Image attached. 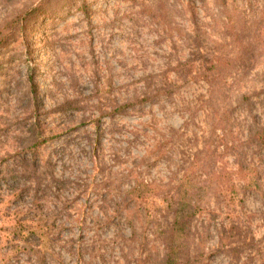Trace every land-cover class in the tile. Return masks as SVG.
<instances>
[{"label":"rangeland","instance_id":"374dc122","mask_svg":"<svg viewBox=\"0 0 264 264\" xmlns=\"http://www.w3.org/2000/svg\"><path fill=\"white\" fill-rule=\"evenodd\" d=\"M85 1L0 0V264H172L165 247L179 264H264V164L243 145L264 126V0ZM212 56L233 67L210 96ZM231 142L254 170L233 195ZM189 178L187 243L171 206Z\"/></svg>","mask_w":264,"mask_h":264},{"label":"trees","instance_id":"16d2710c","mask_svg":"<svg viewBox=\"0 0 264 264\" xmlns=\"http://www.w3.org/2000/svg\"><path fill=\"white\" fill-rule=\"evenodd\" d=\"M67 1L69 0H60V3H61L60 6L62 7L64 6V4H68ZM71 2H75V3L79 2V4L83 6L84 10L86 9L85 0H78V1L71 0ZM45 12H46L45 9L43 11L41 6L34 8L33 11L30 12V13H33L31 19L25 20L23 26L26 25L27 27L33 19H35V21L38 22V20H40L42 17L45 16ZM229 18H230V21H232L234 25L242 26L241 22L236 20L235 15H233V19H231L230 16ZM26 27L24 29H26ZM10 39L11 37H8V36L4 37L3 30L0 29V53L3 48L9 45ZM217 47L220 48V47H223V45H217ZM183 65L184 66L187 65L188 67L189 65L193 66V60H187L186 63H184ZM232 67L233 65L230 59L228 58L222 59L220 57L217 58L214 56H212L211 58H207L206 66L204 67L202 74H207L206 76H208L209 74L212 75V79L211 81H209V85H208L210 96H212V94L214 95L215 93L219 92L220 89L218 85L224 79V76L227 74V71H229ZM28 82L31 85H34V87L32 88V96H33V99L37 102L35 84H33V78H32L31 73L29 74ZM72 104H73L72 102H68L62 105L61 107H59V109L61 110V112H66L67 110H69V108L72 107ZM130 106L131 105L120 106V109H119L120 111L118 110L117 114L125 113ZM215 116L217 117L216 124H219V126L221 127L226 126L227 133H230V111L225 109L223 113L219 115H215ZM31 133H32L31 140L34 141L32 146L40 144L41 143L40 135L37 133V130L34 129L32 130ZM243 145H245L246 148H249V146L251 145V147L256 150V153H253V154L261 156V160L260 159L258 160L261 164H264V126H259L256 124H254L253 126H250L249 129H247V135H246V139ZM238 149H239L238 146L232 142L229 145V147L225 148V150H230L235 155L236 164H237L236 171L233 173L221 171L219 173V178H223V181H224V184H223L224 187L222 186L219 187V190H222L223 188H225V190H227L231 195L240 193L242 190H245L246 188H251L250 185L254 181L253 180V181H249L246 183L239 182L236 185L233 179V175H238V176L241 175V179H238V180H246L245 178L248 172L254 171L253 169H250L251 164L247 162L246 156H245L246 154L240 152ZM28 150L31 152V149L29 147H28ZM212 175H215V173H213ZM174 189L178 192L176 195L177 197L175 199L176 201H174V203H172V206H171L172 213L175 214V224L173 223L172 225L173 228L171 230L176 231V232L175 234L171 235V237L172 239H174L176 238V236L181 235L182 239L187 241L189 229H190V226H189L190 222L191 220H193V218L196 217V212L198 209L197 202L199 199H196V198H199L200 194L202 193V190L198 186V184L195 183L190 178L187 179V182L185 183L180 184L179 182L178 185ZM141 194L142 193H139V196ZM230 200H233V198H230ZM165 238H169V234H166ZM165 248H166L165 253L162 254L159 261H162V262L170 261V263L172 264H179V263H176V260H179L177 259V256L175 255V253L177 252V249H173V247H165ZM137 264H144V259L139 258L137 260Z\"/></svg>","mask_w":264,"mask_h":264}]
</instances>
